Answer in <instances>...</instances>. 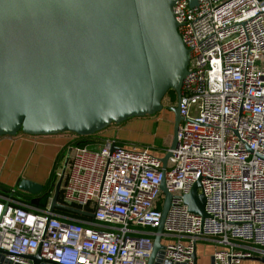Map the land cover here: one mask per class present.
Instances as JSON below:
<instances>
[{
    "label": "built area",
    "instance_id": "obj_1",
    "mask_svg": "<svg viewBox=\"0 0 264 264\" xmlns=\"http://www.w3.org/2000/svg\"><path fill=\"white\" fill-rule=\"evenodd\" d=\"M172 1L188 63L166 169L147 148L117 138L80 146L70 133L57 204L93 216L51 212L53 192L36 211L12 189L0 199L6 261L31 264L22 257L39 253L55 264H145L161 218L162 178L171 195L163 261L193 264L204 239L220 246L209 264L264 256V0ZM197 181L204 219L183 203Z\"/></svg>",
    "mask_w": 264,
    "mask_h": 264
},
{
    "label": "water",
    "instance_id": "obj_2",
    "mask_svg": "<svg viewBox=\"0 0 264 264\" xmlns=\"http://www.w3.org/2000/svg\"><path fill=\"white\" fill-rule=\"evenodd\" d=\"M172 0H0V137L99 133L132 118L173 115L172 140L160 157L166 169L177 144L178 102L188 54L177 32ZM195 4V0L189 2ZM176 106L165 107L167 91ZM65 164L46 186L19 178L16 190L37 205L51 192L50 211L90 213L57 204ZM195 182L183 203L206 216L205 197ZM161 218L145 264L162 260L161 236L171 195L162 178ZM0 251V264L6 261ZM31 264H55L39 253ZM261 261L264 262L263 258ZM197 264L196 249L192 254Z\"/></svg>",
    "mask_w": 264,
    "mask_h": 264
},
{
    "label": "crops",
    "instance_id": "obj_3",
    "mask_svg": "<svg viewBox=\"0 0 264 264\" xmlns=\"http://www.w3.org/2000/svg\"><path fill=\"white\" fill-rule=\"evenodd\" d=\"M164 111L166 112H162V114L160 113L158 115L159 121L161 119L169 118L167 114L168 111ZM153 127V125H147L146 128L141 127V129L132 127V131L130 128L128 129L132 132V135L139 137V132H145L146 129L147 133H150ZM116 131L117 130L114 128V125H111L97 134L99 138L104 140V143L109 139H118V137H116ZM153 136L155 137V134ZM137 139L138 138H134V141H137ZM118 140L123 143L120 138ZM72 141L73 136H71L70 133H61L49 136H26L18 134L14 137H0V185L7 187L6 191H0V199L5 196H9V192L12 189H15L13 197L16 200L26 203L29 207L35 209L36 211H41L43 208L38 206V204L32 205L29 203L30 199L27 195L16 190L15 183L19 178H24L34 183L47 186L54 170L55 176H57L60 172L64 164L63 158L67 155L66 148L72 143ZM153 153L160 157L164 154V152L157 150L153 151ZM54 212L57 213L56 209ZM198 243L213 244L214 242L204 239ZM216 247L220 246L216 245ZM216 247L213 246L211 250L201 247L200 250H197L196 245L197 264H209L212 253ZM258 258L264 259V256L259 252H253L251 258L242 259L239 264H264V262Z\"/></svg>",
    "mask_w": 264,
    "mask_h": 264
},
{
    "label": "rangeland",
    "instance_id": "obj_4",
    "mask_svg": "<svg viewBox=\"0 0 264 264\" xmlns=\"http://www.w3.org/2000/svg\"><path fill=\"white\" fill-rule=\"evenodd\" d=\"M259 63L263 65L262 61H259ZM166 97L168 99V104L165 107L169 105L170 107L176 106L177 99L175 92L172 89L167 91ZM162 112L165 113L166 111L163 110ZM162 112L160 113L162 114ZM160 113L154 116L132 118L123 124L114 125V128H116L117 130L116 137H118V139L120 138L123 141V144L134 145L137 148H150L152 146H160L167 150L172 140L173 115L172 113L168 112L167 114L169 118L161 119L159 121L158 115ZM128 125L140 129L141 127L146 128L147 125H153L154 127L152 128V131L150 133H147L145 129V132H139V137H136L135 135L131 134L132 132H130V130L132 127H129ZM128 128H130V130ZM154 134L155 137L153 136ZM134 138H138L137 141H134ZM57 179V176H55L54 183L57 181ZM213 246L216 247L214 243H197V250H200L201 247L211 250Z\"/></svg>",
    "mask_w": 264,
    "mask_h": 264
},
{
    "label": "trees",
    "instance_id": "obj_5",
    "mask_svg": "<svg viewBox=\"0 0 264 264\" xmlns=\"http://www.w3.org/2000/svg\"><path fill=\"white\" fill-rule=\"evenodd\" d=\"M170 90V89H169ZM103 139L99 138L98 134H93V135H90V136H85V137H79L76 141V143L80 146H84V145H93V144H100V143H103ZM147 148V147H146ZM149 149L150 151H160V152H165L166 149L163 148V147H150V148H147ZM55 170L54 172L52 173L51 177H50V180H49V183L47 184L46 186V191L50 190L52 191V188H51V185L54 184V181H55ZM7 190V187L3 186V185H0V191H6ZM47 199H48V196L47 197H44L39 203H38V206H40L41 208H45V205H46V202H47ZM56 212L59 213V214H62V215H68V216H72V217H81L80 215H77V214H73V213H70L68 211H65V210H62V209H56ZM83 218L87 219V220H90V217L88 216H82ZM239 243V242H238ZM241 244V243H239Z\"/></svg>",
    "mask_w": 264,
    "mask_h": 264
},
{
    "label": "flooded vegetation",
    "instance_id": "obj_6",
    "mask_svg": "<svg viewBox=\"0 0 264 264\" xmlns=\"http://www.w3.org/2000/svg\"><path fill=\"white\" fill-rule=\"evenodd\" d=\"M177 103V102H176ZM170 106V105H169Z\"/></svg>",
    "mask_w": 264,
    "mask_h": 264
}]
</instances>
